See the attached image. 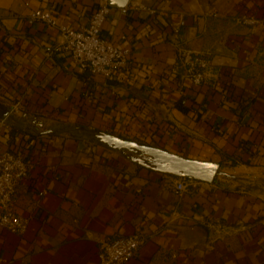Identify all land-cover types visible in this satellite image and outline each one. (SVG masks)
<instances>
[{"label": "crops", "instance_id": "0c3cea01", "mask_svg": "<svg viewBox=\"0 0 264 264\" xmlns=\"http://www.w3.org/2000/svg\"><path fill=\"white\" fill-rule=\"evenodd\" d=\"M105 1L0 0V114L20 104L0 116V152L23 151L30 165L16 197L29 229L0 230V264H100L101 241L138 232L146 242L127 264H264V0H131L169 16L111 12L103 36L133 58L112 79L56 52L58 29L26 20L42 9L79 29ZM239 15L260 23L238 24ZM180 48L208 54L216 84L172 76ZM84 130L217 163L230 176L179 193L183 178Z\"/></svg>", "mask_w": 264, "mask_h": 264}, {"label": "built area", "instance_id": "2783aa9c", "mask_svg": "<svg viewBox=\"0 0 264 264\" xmlns=\"http://www.w3.org/2000/svg\"><path fill=\"white\" fill-rule=\"evenodd\" d=\"M145 12L154 19L167 18L168 12L143 3L132 4L125 9ZM114 9L107 0L92 13L88 25L79 29L58 24L50 11L35 10L26 20L30 24L43 23L58 29L62 42L56 47V52L67 53L73 63L82 71L92 76H103L112 79L116 76L127 75L132 68L133 58L131 48L103 36L106 21ZM235 21L241 25L256 26L260 22L257 19L244 15L235 17ZM180 26H184L182 21ZM123 42L126 36L121 38ZM177 77L182 73L195 87L213 86L219 78L214 63L208 54H202L189 49L180 48L177 61L170 71ZM84 97L90 100V94ZM20 104L11 107L9 116L18 115ZM30 165L23 151L0 152V230L7 233L24 235L30 225V218L20 214L16 207V197L19 186L28 177ZM195 181L180 179L175 184L179 193L187 191L188 185ZM146 242V236L141 232L129 236H118L113 239L101 241L99 247L100 264H127L134 260Z\"/></svg>", "mask_w": 264, "mask_h": 264}, {"label": "water", "instance_id": "95a60500", "mask_svg": "<svg viewBox=\"0 0 264 264\" xmlns=\"http://www.w3.org/2000/svg\"><path fill=\"white\" fill-rule=\"evenodd\" d=\"M107 3L113 9L122 10L129 6L131 0H107ZM9 112L10 110H3L0 116L6 118ZM96 138L101 144L109 148L140 153L142 155L141 162L154 167L159 172L176 178L212 183L218 176H230L223 172L217 163L186 159L161 149L124 140L107 133H97ZM198 230L204 236L208 235L206 229L198 228Z\"/></svg>", "mask_w": 264, "mask_h": 264}, {"label": "trees", "instance_id": "16d2710c", "mask_svg": "<svg viewBox=\"0 0 264 264\" xmlns=\"http://www.w3.org/2000/svg\"><path fill=\"white\" fill-rule=\"evenodd\" d=\"M68 132L70 133V134H72V135H74L75 133H76V131L75 130H68ZM98 132H91V131H86V130H84L83 132H82V134L83 135H85V136H94V135H96Z\"/></svg>", "mask_w": 264, "mask_h": 264}, {"label": "rangeland", "instance_id": "374dc122", "mask_svg": "<svg viewBox=\"0 0 264 264\" xmlns=\"http://www.w3.org/2000/svg\"><path fill=\"white\" fill-rule=\"evenodd\" d=\"M219 177L223 178L222 176H219Z\"/></svg>", "mask_w": 264, "mask_h": 264}]
</instances>
